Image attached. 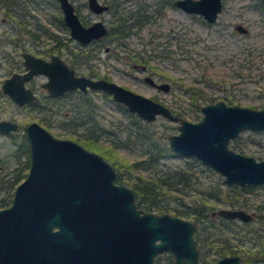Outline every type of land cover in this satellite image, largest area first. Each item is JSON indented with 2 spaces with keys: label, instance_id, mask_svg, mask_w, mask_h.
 Instances as JSON below:
<instances>
[{
  "label": "water",
  "instance_id": "95a60500",
  "mask_svg": "<svg viewBox=\"0 0 264 264\" xmlns=\"http://www.w3.org/2000/svg\"><path fill=\"white\" fill-rule=\"evenodd\" d=\"M57 1L63 21L78 41L87 42L106 32L99 20L84 26L69 0ZM175 4L202 14L209 22L222 6L221 0H176ZM89 5L96 12L107 7L97 0H89ZM25 57L29 73L46 74L44 86L50 94L76 87L100 89L143 120L151 121L157 115L180 120L179 133L168 137L176 154L201 159L225 175L229 184L264 183V160L256 161L227 146L241 130L264 131V108L218 100L202 105L199 121L179 119L160 101L115 81L74 76L56 56L50 62ZM12 79L4 81V91L21 102L11 88ZM145 80L164 91L169 88L168 83H156L149 76ZM0 127L8 130L16 124L2 121ZM26 134L28 172L16 185L11 204L0 208V264H154L152 255L164 249L173 252L174 264H196L195 227L189 220L169 213H141L132 190L114 182L113 166L99 153L53 136L37 122L27 125ZM216 212L228 218H252L243 209ZM213 264H238V256H223Z\"/></svg>",
  "mask_w": 264,
  "mask_h": 264
},
{
  "label": "rangeland",
  "instance_id": "374dc122",
  "mask_svg": "<svg viewBox=\"0 0 264 264\" xmlns=\"http://www.w3.org/2000/svg\"><path fill=\"white\" fill-rule=\"evenodd\" d=\"M18 1L20 9L16 8V14L11 17L0 9V55L3 50L8 49V45L3 41L5 35L2 32L10 26L20 27L21 25L17 22L19 19H22L24 24L32 29L36 27V23L40 22L49 30H55V24L50 22L52 14H57L54 11L52 0ZM72 1L78 5L80 14L87 22L98 17L106 22L108 27L111 26L114 13L107 11L97 16L83 5L84 0ZM119 1L118 15L129 16L140 10L146 17L139 28L134 27L136 32L133 31L124 38L126 47L114 48L111 46L109 52L103 51L101 47L91 63L99 73L107 74L118 84L155 98L173 109L186 110L188 115L184 118L191 121L199 120L202 116V112L194 111L190 104L191 95L189 93L192 88H197L198 92L211 95L215 99L231 100L230 104L257 109L264 108V2L262 0H223L222 9L218 13L217 19L212 23L206 22L200 14L188 13L180 9L173 5L171 0ZM19 11L27 13L23 16V14L19 15ZM235 23H242L247 27V31L235 30ZM110 39L106 41L107 44H110ZM129 54L143 56L149 65V74L158 80L170 82V89L161 91L144 83L141 80L144 73L131 68ZM74 67L79 73L87 74L89 72L87 64H75ZM5 69V66L0 69V77L6 73ZM132 73L137 74L140 79L132 77ZM76 96L77 94H75L74 100H76ZM89 97L97 124L106 131L109 129L113 132L110 135L102 133L101 141H105L106 145H110V140L125 142L128 130H136L139 124L144 126L146 132H149L153 140L160 146L168 145V135L179 131V121H172L162 115H157L151 121L143 120L133 112L124 111L120 107L122 104L114 101L110 94L96 92L90 94ZM10 107L12 106L8 104L7 108ZM14 112L8 111V113ZM1 115H5V113ZM43 115L46 116V119H43L41 124L53 136L68 138V135L72 134L66 127L60 126L61 122L64 124L63 122L72 117V112L69 115H65L64 112H59L54 116L47 113H43ZM17 118L20 122L27 120L24 118L23 112H20ZM82 128V126H78L76 131L83 132ZM98 133L99 128L93 131L94 135H98ZM132 135L131 140L134 143L128 140L127 146H121L114 151L117 160L128 163L146 157V145L136 141L134 132ZM22 139L20 132L7 138H0V176L21 165L18 160L17 148ZM235 144H238L241 149L235 148ZM228 146L256 159H264V131L243 130L235 140L229 142ZM104 158L117 171L113 161ZM186 165L191 166L196 173L194 186L186 191H171V193L178 194L183 198V201L192 203L207 185H214L216 188L224 190L222 201L209 199L217 209L231 207L230 200L235 198L232 193L239 190L238 197L241 201L234 207L255 213L253 221L244 228L241 226V221L236 220L235 222L234 228L241 229L240 235L243 234L240 249L253 251L262 247L264 245V220H262L264 218V184L256 185L248 190L239 187L232 188L213 168L202 164L195 157L178 155L172 150L157 162H149L140 170L129 169L125 165L121 166V170L130 180L152 179L166 169L185 167ZM23 178L20 177V181ZM122 183L128 185L125 182ZM1 196L2 191H0ZM170 201L172 204H178L173 200ZM183 217L194 222L193 218L189 216ZM252 264H264V262L255 263L252 261Z\"/></svg>",
  "mask_w": 264,
  "mask_h": 264
},
{
  "label": "flooded vegetation",
  "instance_id": "af4514ba",
  "mask_svg": "<svg viewBox=\"0 0 264 264\" xmlns=\"http://www.w3.org/2000/svg\"><path fill=\"white\" fill-rule=\"evenodd\" d=\"M7 1L10 2V0H7ZM15 1H16V3H15V6L13 7L11 13L10 14L5 13V14L9 15L10 17L12 15L16 14V11L18 8L20 9V2L18 0H15ZM69 1L72 3V5L74 7V12L77 14L78 18L80 19L81 23L84 26H88L91 23H93L94 21L99 20L104 24V26L106 28V32L104 34L100 35L99 37L90 39L87 42L78 41L77 39H75L74 37L71 36L70 31H69V27L63 21V12H62L61 7L59 5V2L57 0H52V2L54 4V8H55L54 11L57 12V14H52V16L50 18V22L55 24V28H54L55 30L51 31L48 28L44 27L39 22V23H36V27L33 29L29 28L25 24L24 26L21 25L20 27L10 26V27L4 29V31L2 32L5 35L3 38V41H4V43H6L8 45V49L3 50L2 54L0 55V61H1L0 62V69H2V67L4 68V66L6 67V69H5L6 73L5 74L3 73L2 74L3 76L0 77V122L9 121V122L15 123L16 127L13 129L12 128L8 129V130L0 127V138H7L10 136H13L15 133L20 132L23 139L21 142H19L18 148H17L18 149L17 150L18 151V154H17L18 160L21 163V165L18 168H15L14 170L8 171L7 173L1 175V177L7 178V177L11 176L13 172L18 171V169H20V168H21V176L22 177L26 176L28 169H29V164H30L29 142L27 139L26 127L28 124H30L32 122H37L38 124H40L42 126L41 122L43 121V119H46V116L43 115V113H47L49 115L54 116V114H57L59 112H64L65 115H69L70 112H72V117H69L68 120H66V122H63L64 124H62V122L60 124V126L66 127L69 130V132L72 133V134L68 135V139L79 143L80 145H82L84 148H86L88 150H91L94 152L97 151V150H92V149L87 148L85 146V144L82 142L86 139H89L91 136H95V137L98 135L102 136V133H100V130L103 127L101 125L97 124V119H96L95 113H93V119L92 120L88 119V117H87V111H89V106L92 105L89 96H90V94H93L96 92H102L104 94H109V93H107L103 90H100V89H91L89 87H86L87 88L86 90H82V89L76 87V88H71V89H69V88L64 89L63 91L52 95L48 92L47 88L44 86V84L48 80V77L46 76V74L40 73V72L29 73L30 68L27 67V65L25 64V59H26L25 55L28 54L34 58H40L46 62L52 61V57L56 56V57H58V59L63 61V63L66 65V67L68 69L73 70L74 76L84 75V76H87V77L92 78V79L104 78L107 80H112L107 74H104V73L101 74L94 68L93 64H91V63H93L92 59L96 58V54L100 51L101 47L103 48V51H105V52H109V50L111 49V46L112 47L114 46V48L115 47L116 48L126 47V42L124 41V38L129 33L133 32V31L136 32V31L134 30V27H130V29L128 30V33L123 32V33H125L123 35L121 32L122 30L117 27V23L120 22V20L127 22V23L128 22H131V23L134 22L135 23V21H136V22H139L140 24H142V22L146 16L140 10L138 12H136L135 14H133V15L131 14L129 16L118 15L117 8L120 6V1L118 2V0H116V1H114V0H109V1L97 0V2L99 4L106 5L107 7L100 12H96V11L91 9V7L89 5V0H84L82 2L83 5L87 6L88 9L90 10V12L96 14L97 16H100L107 11L114 13L115 16L113 17V19L111 21V26L108 27L107 23L101 19H98V17L96 19H94L93 21L87 22L85 20L84 16L80 14L79 9H78V5L75 4L72 0H69ZM175 1L176 0H171L173 5L182 9L180 6L175 4ZM221 3L223 6V0H221ZM222 6H221L220 10L218 11V13L221 11ZM182 10H184V9H182ZM184 11H186V10H184ZM186 12H188V11H186ZM25 13H27V12L26 11H23V12L19 11V15L23 14V16H24ZM188 13H196V12H188ZM218 13H217L216 18L213 21H211L210 23L214 22L217 19ZM196 14H200V13H196ZM200 15L203 17V19L206 22H209L204 18V16L202 14H200ZM20 20H22V19H20ZM23 23H24V21H23ZM238 26H240L242 28V30H240V28H238ZM137 28H139V27H137ZM234 29L239 31V32L247 31V27L244 26L242 23H235ZM110 37H111V39H110ZM109 39L111 40V42H110L111 45L109 43L107 44V42H106ZM113 40H114V42H113ZM82 55H84L83 56L84 58H81ZM115 55H116V53H115ZM117 57H119L118 54H117ZM129 59L131 60V68L132 69H134L135 71L138 70L139 72L144 73L143 76L141 77V80L144 83L148 84L149 86H151L157 90L164 91L163 89H160V88L156 87L154 84H151L149 81L145 80V76H149V77L153 78V80L156 83H164V82L168 83L169 84L168 90L170 89V82L158 80L154 76L149 74V71H148L149 65L147 63V60L143 56H135L133 54H129ZM75 64H87L89 67V70H88L89 72L87 74L77 72L75 70V67H74ZM127 71H129V70H127ZM11 77H14V79H12L11 84H10L11 88H13V90L17 91L16 92L17 95L20 96V98L22 99L21 102L14 100L6 91H4L3 83L6 79H9ZM132 77L140 79L138 77V75L135 73H132ZM112 81H114V80H112ZM75 94H77L76 100H74ZM153 99H155V98H153ZM218 100H222L226 104H229V105H237V104H230L231 103L230 100H227L225 98L224 99L223 98L222 99H215L214 101H211V102H216ZM206 103H210V102H206ZM8 104L11 105L12 107L7 108ZM202 105H204V104H202ZM202 105L199 107L200 111H201ZM167 107L170 109V111L174 115L178 116L179 119H186V118L181 117L180 115L177 114V111L181 110L180 108L179 109H173L169 106H167ZM255 109H257V108H255ZM259 109H261V108H259ZM9 110H12L15 112L14 113H8ZM20 112H23L24 118L27 119L24 122H20L17 118V116L19 115ZM2 113H5V115H1ZM6 114H8V115H6ZM202 115H203V113H202ZM35 117L37 119H34ZM201 118H202V116H201ZM199 120H196V121H199ZM177 121H179V124H180V120H177ZM78 126L83 127L82 128L83 132H77L76 131ZM42 127H44V126H42ZM98 128H99L98 135H94L93 131H95ZM244 130H246V129H244ZM241 131H243V130H241ZM240 132L234 138H231L228 141L227 146H228L230 141L235 140L239 136ZM177 133H179V131ZM171 134H176V133H171ZM169 135H168V137H169ZM168 145H169V139H168ZM169 147H170V145H169ZM234 147L238 148L235 145H234ZM228 148H230V147L228 146ZM170 149H171V147H170ZM230 149H232V148H230ZM238 149H241V148H238ZM232 150H234V149H232ZM234 151H236V150H234ZM97 152H99V151H97ZM172 152H174V151L172 150ZM236 152H239V151H236ZM239 153H241V152H239ZM99 154L101 155L100 152H99ZM241 154H243V153H241ZM178 155H180V154H178ZM244 155H247V154H244ZM248 156H251V155H248ZM192 157H195V156H192ZM195 158L197 160H199L202 164H204L201 161V159H199L197 157H195ZM254 159L256 161L264 160V159H256V158H254ZM205 165H207V164H205ZM207 166H209V165H207ZM209 167H211V166H209ZM211 168H213V167H211ZM214 170H216V169H214ZM216 171L223 176L224 182L228 185H231L230 187H232V188L239 187L240 189H245L243 187H245L247 185L251 186L249 188H253L256 185L264 184V183H258V184L250 183V184H245V185H240L237 183L229 184L224 179L225 175H223L218 170H216ZM115 172H116V177H117V171H115ZM22 174H25V176ZM116 177L114 179L115 183H120V184L125 185L122 182H118ZM126 186L132 190L133 201H134L135 207L137 209H140L141 213H145V212H151L154 214L169 213L171 215L179 216L180 218L186 219L183 216H187V215H175V214L170 213V212L158 213L155 211L144 210L143 208H141L137 205L136 197H135L133 189L128 185H126ZM15 187H14V189H15ZM249 188H247L246 190H248ZM14 189L12 191V197H13ZM217 190H219V192L222 193L221 194V197H222V195L224 194V190H221L220 188H217ZM231 191H232V189H231ZM239 193H240L239 190H235V192L233 191L232 194L235 195V198L230 200L231 207H220V208L243 209L240 207H234L236 205V203L241 201L240 198L238 197ZM12 197H11V201H12ZM221 197H220V195H219V198L208 197V200L211 199L213 201L214 200L215 201L216 200L222 201ZM195 198H197V197H195ZM11 201L7 205H4L3 207L9 206L11 204ZM184 203L186 205L191 204L189 202H184ZM3 207H0V208H3ZM220 208L215 209L214 204H213L212 208H210V210L207 212V216L209 219L207 218L206 221H204V224H205V222L211 223V224H209V226H207L205 228H204V226L202 228V225L199 222L195 221L192 216H189V217L193 218L194 222L190 221L189 219H186V220H189L195 227L194 232H193V238H194V242H195V248L197 251L196 264H213L219 258H221L223 256H229V255H237L238 256V264H252V261L255 263L256 262H264V245L262 247L258 248L257 250H253V251L241 250L240 249V246H241L240 243L243 240V239H241L243 234L240 235L241 229H239V228L235 229L234 228L235 224H236L235 223L236 220L241 221V223H242L241 226L243 228L248 226V224L250 222H252L254 219V216H255L254 211L248 212L245 209H243L252 215L251 219L243 220L239 217L228 218V217L219 215L216 211ZM212 212H215V213L212 214ZM221 219H225V221L231 222L230 225H228L226 228L218 227V226H221V223L223 221ZM262 220H264V218ZM263 228H264V225H263ZM217 231L222 232V234L219 236H212L211 233H215ZM244 231H246V229H244ZM246 232H248V231H246ZM208 233H210L211 235H206ZM233 233H235V234H233ZM152 261L154 264H174L175 257L173 255V252L170 249H164V250L155 252L152 255Z\"/></svg>",
  "mask_w": 264,
  "mask_h": 264
},
{
  "label": "trees",
  "instance_id": "16d2710c",
  "mask_svg": "<svg viewBox=\"0 0 264 264\" xmlns=\"http://www.w3.org/2000/svg\"><path fill=\"white\" fill-rule=\"evenodd\" d=\"M15 0H0V9L3 10L4 13H11L13 7L15 6ZM264 4V3H263ZM18 23L22 26L25 24L22 20H18ZM140 23L136 22H124L120 20L117 23V27L121 29L122 34L128 33L130 27H140ZM125 32V33H123ZM84 55H82L81 58ZM140 59V58H139ZM191 88V87H189ZM188 88V89H189ZM197 88H192L190 90L191 100L190 104L194 111H198L200 104L214 101L215 98L211 95H208L203 92H198ZM231 102V100H230ZM120 107L126 111L127 109L120 105ZM93 106H89V111H87L88 119H93ZM131 115V113H128ZM177 114L181 117H185L188 115V112L184 109L177 111ZM102 128V127H101ZM136 135V141L140 144H145L146 157L140 159L138 161L124 163L121 160H117V157L114 154V151L120 146H127L128 142L134 143L131 140L132 133ZM100 133H104L105 135L112 134V130L106 131L104 128L100 130ZM103 135V134H102ZM129 140V141H128ZM82 141V140H81ZM85 146L92 150L99 151L104 157L111 159L117 168V181L127 183L134 191L136 197V203L139 207L143 208L146 211H155L158 213L161 212H170L175 215H187L192 216L195 221L199 222L202 225L207 227L211 223H207L206 219L208 218L207 212L212 208L213 204L208 200V197L219 198L221 197V192L217 190L214 185H207L205 190H201L200 194L197 198H194L191 204L186 205L183 201V198L178 194H172L171 191H186L194 186L196 181V173L192 169L191 166L186 165L185 167H177L166 169L160 172L155 178H138L136 180L128 179L121 170V166L125 165L129 169L136 168L142 169L149 162H157L161 157L166 154H169L171 149L169 145L163 144L162 146L158 145L153 138L151 137L149 132H146L144 126L139 124L136 130L129 129L126 135V141L122 142L120 140H110V145H106L105 141H101V136H91L89 139L82 141ZM236 147L240 148L238 144H235ZM25 176V174H22ZM21 176V168L18 171L13 172L11 176L4 178L0 176V190L2 191V196L0 197V207L7 205L11 201L12 191L14 187L19 183ZM251 187L247 185L243 188L247 189ZM170 193V194H168ZM175 193V192H174ZM168 194V195H167ZM170 200L178 203L177 205L172 204ZM209 219V218H208ZM221 223L222 228H226L230 225L231 222L225 221V219ZM212 226V225H211ZM224 232V231H223ZM212 236H219L222 232L211 233ZM210 233L206 235H211ZM225 234V233H224Z\"/></svg>",
  "mask_w": 264,
  "mask_h": 264
}]
</instances>
